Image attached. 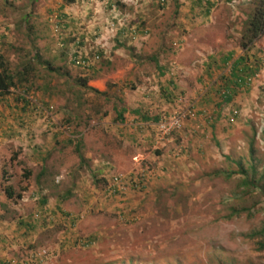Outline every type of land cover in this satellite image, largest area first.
I'll use <instances>...</instances> for the list:
<instances>
[{"label": "rangeland", "instance_id": "1", "mask_svg": "<svg viewBox=\"0 0 264 264\" xmlns=\"http://www.w3.org/2000/svg\"><path fill=\"white\" fill-rule=\"evenodd\" d=\"M251 9L0 0L15 83L0 95V264H264V234L249 238L264 226V33L238 47ZM241 55L255 72L233 88ZM111 174L143 186L107 194Z\"/></svg>", "mask_w": 264, "mask_h": 264}, {"label": "trees", "instance_id": "2", "mask_svg": "<svg viewBox=\"0 0 264 264\" xmlns=\"http://www.w3.org/2000/svg\"><path fill=\"white\" fill-rule=\"evenodd\" d=\"M251 13L247 17L244 27L241 31V35L238 40V47L242 50L243 54L253 46V44L262 36L264 33V0H251ZM245 57L238 56L230 65V76L229 84L236 88L242 84H245L246 79L252 76L255 69L245 66ZM84 80L80 81L81 86L84 85ZM15 86L13 76L5 68L1 57H0V95L5 94L9 88ZM231 87V88H232ZM232 89L226 88V92ZM97 93V91H94ZM230 99L229 95H224L223 102H228ZM122 109H115V117L118 121H122ZM229 176V175H227ZM4 195L7 199L11 198L12 192L10 187L4 189ZM264 234V226L257 232L251 233L249 238L261 236ZM257 249L261 250L264 248V240L256 242Z\"/></svg>", "mask_w": 264, "mask_h": 264}, {"label": "built area", "instance_id": "3", "mask_svg": "<svg viewBox=\"0 0 264 264\" xmlns=\"http://www.w3.org/2000/svg\"><path fill=\"white\" fill-rule=\"evenodd\" d=\"M177 123H178V119H175L173 120V123L169 125V127L175 126L177 125ZM124 185H128L129 187L138 190L142 188L143 183L140 178L137 179L134 175L131 174L129 175L111 174L107 183L106 192L107 194L117 193Z\"/></svg>", "mask_w": 264, "mask_h": 264}, {"label": "crops", "instance_id": "4", "mask_svg": "<svg viewBox=\"0 0 264 264\" xmlns=\"http://www.w3.org/2000/svg\"><path fill=\"white\" fill-rule=\"evenodd\" d=\"M121 108H122V107H121ZM123 111H124V109H122V112H123ZM131 112H132L133 114H136V116H139V114H140V113H139L140 111H136V110H133V111H131ZM131 112H130V113H131ZM128 113H129V110H127V114H128ZM126 116H127V115H123V117H125V118H126ZM121 117H122V115H121ZM122 119H123V118H122ZM144 120H148L149 122H151V118H149V119H144ZM120 123H121V122H120ZM124 123H125V122H124Z\"/></svg>", "mask_w": 264, "mask_h": 264}]
</instances>
